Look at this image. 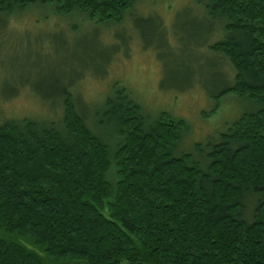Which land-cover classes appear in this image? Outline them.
Wrapping results in <instances>:
<instances>
[{
    "label": "trees",
    "instance_id": "obj_1",
    "mask_svg": "<svg viewBox=\"0 0 264 264\" xmlns=\"http://www.w3.org/2000/svg\"><path fill=\"white\" fill-rule=\"evenodd\" d=\"M136 1L0 0V22L38 5L120 24ZM192 2L225 70L213 112L229 95L248 108L176 155L187 122L124 86L84 113L72 82L39 87L60 119L0 122V264H264V0Z\"/></svg>",
    "mask_w": 264,
    "mask_h": 264
},
{
    "label": "rangeland",
    "instance_id": "obj_2",
    "mask_svg": "<svg viewBox=\"0 0 264 264\" xmlns=\"http://www.w3.org/2000/svg\"><path fill=\"white\" fill-rule=\"evenodd\" d=\"M203 16L192 0H137L120 24L109 25L85 15L60 16L47 6L17 12L0 22V122L60 119L61 105L51 107L37 93L43 86L72 82L81 112L83 104L93 109L124 86L152 119L162 112L184 119L189 129L175 154L193 151L248 108L229 95L213 112L207 85L223 86L225 70L201 45L210 27ZM189 66L192 74L185 71ZM182 70L187 74L180 77ZM16 89L21 91L9 99ZM85 117L93 127L92 117Z\"/></svg>",
    "mask_w": 264,
    "mask_h": 264
}]
</instances>
